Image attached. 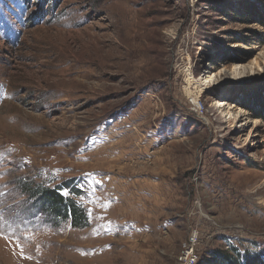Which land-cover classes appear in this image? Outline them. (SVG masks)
<instances>
[{
    "label": "rangeland",
    "instance_id": "rangeland-1",
    "mask_svg": "<svg viewBox=\"0 0 264 264\" xmlns=\"http://www.w3.org/2000/svg\"><path fill=\"white\" fill-rule=\"evenodd\" d=\"M196 234L264 256V0H0V264H179Z\"/></svg>",
    "mask_w": 264,
    "mask_h": 264
},
{
    "label": "trees",
    "instance_id": "trees-1",
    "mask_svg": "<svg viewBox=\"0 0 264 264\" xmlns=\"http://www.w3.org/2000/svg\"><path fill=\"white\" fill-rule=\"evenodd\" d=\"M41 198L50 213L67 215V211L71 209L73 224L76 225L77 220L80 221V210L78 211L73 203H67L63 206L64 199L55 191L42 190ZM197 264H264V256L262 253L238 252L236 248L230 250L215 249L208 257L198 260Z\"/></svg>",
    "mask_w": 264,
    "mask_h": 264
},
{
    "label": "built area",
    "instance_id": "built-area-1",
    "mask_svg": "<svg viewBox=\"0 0 264 264\" xmlns=\"http://www.w3.org/2000/svg\"><path fill=\"white\" fill-rule=\"evenodd\" d=\"M195 108L202 110V106L195 100L193 102ZM201 244V238L198 234L192 236L187 244H185L182 253L177 257L179 264H197L199 260L198 248Z\"/></svg>",
    "mask_w": 264,
    "mask_h": 264
},
{
    "label": "bare ground",
    "instance_id": "bare-ground-1",
    "mask_svg": "<svg viewBox=\"0 0 264 264\" xmlns=\"http://www.w3.org/2000/svg\"><path fill=\"white\" fill-rule=\"evenodd\" d=\"M126 15H127V13L120 11L119 12V16H117V18H115V24H116L117 28L120 29V30L124 29V31H125V27L127 25ZM98 41H99V45H100V48L101 49H106V48L109 49L112 52L113 58L115 60L116 59H119L120 60L121 56L117 53V48L114 46V41L109 40V39H106L104 37V35H102L101 37H98ZM207 79L209 80L210 78H207ZM207 79H205V81ZM216 100L217 99H215V102L212 103V104L219 105V106H222L223 105V103H221L220 101H216ZM224 117L227 118V119H230L231 118V115H229V113L226 112L224 114ZM109 253H110V251H109Z\"/></svg>",
    "mask_w": 264,
    "mask_h": 264
}]
</instances>
